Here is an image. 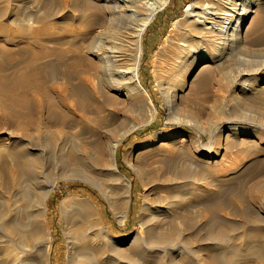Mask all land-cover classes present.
<instances>
[{
	"label": "bare ground",
	"instance_id": "obj_1",
	"mask_svg": "<svg viewBox=\"0 0 264 264\" xmlns=\"http://www.w3.org/2000/svg\"><path fill=\"white\" fill-rule=\"evenodd\" d=\"M10 1H0V97L12 108L29 109L37 100V106L57 111L62 131L49 132L47 126H24L22 122L5 126L10 139H0V264H52V237L44 213L50 189L41 182L40 171L47 159L58 158L60 166L55 174L62 179L80 177L94 183L119 223L126 222L131 181L116 166L106 167L121 142L113 125L118 115L132 112L137 101L147 95L138 72L142 40L158 8L168 0H63L64 8L77 12L76 25L67 23L63 33L69 37L75 32L80 37L74 53L59 48L46 50L44 44L53 38L40 36L48 34L47 28L32 30L31 34L24 22L14 17L10 20L6 12ZM259 1L193 0L187 4L182 16L188 19L187 25L181 27L180 17L170 25L177 34L164 58L161 78L175 81L182 70L191 75L201 62L204 67L217 60L223 62V54L245 64L239 69L240 76L253 75L264 65V14L258 15L254 25L257 36L252 43L240 42L239 32ZM18 48L26 56L20 63L14 55ZM58 60L62 63V83L55 77ZM9 65L12 70L8 72ZM165 95L170 111L173 99ZM124 96L132 102L123 111L118 104ZM145 108L153 118L155 108L150 99H146ZM229 127H224L226 139L235 133V128ZM180 134V130H158L135 142L125 156L143 155L146 172L141 184L148 185L131 238L116 240L88 200L66 197L61 201L65 264H232L234 256L224 255L223 242L238 228L226 223L224 218L231 208L217 199L229 178L224 176L226 167L224 173L218 162L215 169L209 165L213 181H207L206 163L184 148ZM196 150L202 151L200 147ZM215 153L222 155L218 150ZM116 180L122 188L117 187ZM108 186H112V193L120 191L121 195L114 197ZM261 231L250 229L242 235L245 247L236 251L237 256L241 252L252 260L254 255L264 257V248L254 254L256 246L246 247V242L259 237Z\"/></svg>",
	"mask_w": 264,
	"mask_h": 264
},
{
	"label": "rangeland",
	"instance_id": "obj_2",
	"mask_svg": "<svg viewBox=\"0 0 264 264\" xmlns=\"http://www.w3.org/2000/svg\"><path fill=\"white\" fill-rule=\"evenodd\" d=\"M47 1V4H43L37 0H11L6 7L7 16L10 20L14 17L24 22V26L29 29L26 31H30L31 34L32 30L47 28L49 35L40 36V38H53L51 43L44 44L46 50L59 48L72 50L71 52L74 53L80 44V37L75 32L69 37H65L63 33L67 23L71 26L76 25L75 18L77 16L75 15L77 12L64 8L63 0ZM263 1L256 3L257 8L254 5L253 14L242 23L239 32L240 42L249 45L257 36V31L254 32V25L260 17L258 15L264 14ZM192 2L193 0H168L162 6L163 8H158L143 36L141 67L138 71L140 85L147 95H144L143 101H137L136 108L132 112H126L122 116L118 115L119 118L113 125L115 126L114 134L121 142L115 151L114 160L107 162L106 167L111 169L116 166L118 172L131 181V203L126 222L119 223L109 207L105 195L94 183L80 177L62 179L55 174V168L60 166L58 158L44 161V166L40 169L42 174H38L42 175L41 182L50 189L45 201L46 210L44 213L46 226L52 237V264H65L67 243L59 205L66 197L88 200L116 240H127L133 236L137 228L140 206L148 187V185L142 186L141 184V176H144L146 172V162L143 160L146 159L143 158V155H138L137 158L134 155L128 158L125 156L135 142L164 129L182 132L179 137L184 138L180 139L182 145L186 150L190 149L192 155L195 154L194 156L202 158L200 161L206 163L204 170L208 171V175L213 172L209 167L213 165L211 168L215 169L214 164L218 162L223 166L224 173L225 169L227 170L224 176L227 178L229 176L228 180L232 176L231 181L224 182L221 192L217 195V199L226 202L231 208L229 210L231 213L226 214L224 220L227 224L236 225L238 228L236 232L239 233L237 235L235 232L232 238L231 234L225 237L224 255H229L230 258L234 256L231 260L232 264H264V257L254 255L257 251L260 252L261 247L264 248V65L251 76H240L239 69L245 67V64L226 59V54H223V62L217 60L207 63L206 67H204L205 63L201 62L191 75L186 73V70H182L179 78L175 81L161 78L164 58L173 46L177 34V31L171 30L170 25L174 19L179 17L182 18L181 21L179 20L181 27L187 25L188 19L185 20L182 16L186 14L187 4ZM182 21L185 23L184 25ZM14 55L17 59L16 63L22 62L26 57L20 48L14 52ZM71 56L74 55L71 54ZM55 63L60 66L55 75L56 80L62 83V63L59 60ZM11 70L12 66L9 65L8 72ZM260 75L263 77L260 78ZM163 85L164 88H161L160 86ZM165 92L173 99V109L170 111L166 104ZM248 93L256 97L252 98ZM121 99L118 107L124 111L132 101L125 96ZM146 99H150L155 108L153 118L145 108ZM40 103L43 104V100ZM133 103L136 102L133 101ZM27 108L29 109L8 107L0 97V139L8 141L10 136L5 134L8 129L5 126H19V122L24 123V126H47L46 129L49 132L62 131L58 127L62 125L60 116L56 114L57 111L52 113L46 107L37 106V100ZM228 126L235 128V133L226 139L227 133L224 127ZM15 137L17 136L14 135L13 138ZM198 147L202 151L198 152L196 150ZM217 150L221 152L222 158L216 155ZM227 167L233 170L228 171ZM208 175L206 180L211 183L213 181L212 174L210 177ZM144 181L146 182L145 178ZM115 182L117 187L122 188L119 180ZM107 188L114 197H119L121 195L119 193H122L120 191L112 193V186ZM246 213L247 215H245ZM261 226L263 228H260ZM250 229L252 231L262 230L261 236L253 238L254 240L251 238L246 242V247L256 246L257 250H254L253 254L254 261L252 258L248 259V255L241 254V252L239 253L241 258H239V255L237 256L239 251L236 252L245 247L242 235H245V232Z\"/></svg>",
	"mask_w": 264,
	"mask_h": 264
}]
</instances>
